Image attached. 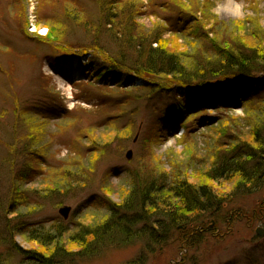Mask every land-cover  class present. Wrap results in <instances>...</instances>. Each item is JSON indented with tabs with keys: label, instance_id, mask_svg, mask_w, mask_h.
Here are the masks:
<instances>
[{
	"label": "rangeland",
	"instance_id": "374dc122",
	"mask_svg": "<svg viewBox=\"0 0 264 264\" xmlns=\"http://www.w3.org/2000/svg\"><path fill=\"white\" fill-rule=\"evenodd\" d=\"M167 1L175 2L180 10L195 6L205 29L197 35L191 32L190 37L181 34L183 15L174 14L172 4L167 9ZM126 2L131 5L129 12ZM30 3L31 22L22 12ZM107 13L117 20L121 14H137V24L159 35V48L174 53L185 66L204 55L202 50L211 53L212 42L225 50L240 42L244 49L264 54V0H0V264H32L27 252L53 254L55 264L58 255L64 256L61 264H128L133 260H141L140 264H264V175L254 173L257 185L246 183L248 189L241 185L233 191L238 176L222 162L231 154L232 145L226 141L238 138L247 142L254 158H241L245 171L261 165L264 173V103L260 104L264 84L259 83L264 73L247 77L258 82L248 90L250 96L257 95L241 108L211 109L204 101L217 98L221 102L234 92L225 91L226 87L201 90L195 98L202 103L198 106L202 113L181 121L187 129L162 122L173 110L171 91H161L153 106L149 101L153 98L144 89H133L135 84L126 89L106 88L105 95L92 88L95 94L86 103L81 99L83 90L90 88L87 84L63 86L80 72H68L61 57L52 59L43 52L64 42H98L93 35L99 23H106ZM32 24L36 29L30 33L28 25ZM108 25L101 28L105 37H100L113 41L106 34L110 33ZM39 33L43 39L37 38ZM204 33L209 45L202 41ZM258 66L256 72L264 70ZM104 72L118 75L113 70ZM64 107L67 111H62ZM214 116L233 123L228 130L236 137L231 133L230 138L224 137L218 125L203 130L202 125ZM249 130L256 131L257 141ZM92 144L97 150L87 153L86 146ZM177 178L217 192L221 200L209 203L194 221L177 225L150 248L144 238L120 247H105V232L95 238L93 231L103 226L109 212L119 210L132 186L146 188L152 182L149 188L156 189L154 203L159 206ZM131 201L134 206V198ZM147 203L145 219L157 210L154 203ZM140 223L133 219V228L140 230ZM50 228L58 239L44 244L32 239L34 230ZM256 228L263 233H256Z\"/></svg>",
	"mask_w": 264,
	"mask_h": 264
},
{
	"label": "trees",
	"instance_id": "16d2710c",
	"mask_svg": "<svg viewBox=\"0 0 264 264\" xmlns=\"http://www.w3.org/2000/svg\"><path fill=\"white\" fill-rule=\"evenodd\" d=\"M194 7L195 6L186 7L188 10L181 8V11L187 13L192 18L193 25L190 26V30L197 35L201 31V23H199V17L196 15ZM121 15L122 18L117 20L115 16H111V13L106 14L107 21L105 24H109L107 28L110 31V33L106 34L112 36L113 41H111V37H109V39L106 37L105 40L101 39L100 34H104L101 28L105 25H103L104 21H102L98 24L97 34L93 35L99 43L93 41L91 43H78V46H76L77 48H83L84 51L91 50L93 52L91 61L93 62L92 66L94 68L95 78H113L118 82L116 85L118 89H126L132 86L134 78L142 79V85L132 88L136 90L144 89L145 94L149 95V99L153 98L149 100L150 102L153 101L158 94L160 96L161 91H171L172 95H175L177 92H182V95L177 94L179 96L173 98V110L170 111L169 118L165 119V121L169 122L177 120L182 121L185 119L188 112H191L200 105L195 98L199 93L195 92L202 89L211 92V89L221 87H226L227 89L225 91H227L231 89V84H233L234 80L235 95L231 101L229 97L222 98V104H232L234 98L236 104L238 103L242 106L251 101L250 98L246 97L250 93L248 91L249 87H254L258 82L254 84V82L247 77L253 72L257 73L256 67H258V65L264 66V54L256 51L254 48L244 49V46L242 47V45L239 44L240 42L229 44L228 48L230 50L226 49L227 51L219 48L217 43L212 42L210 44L212 46L211 53L202 50L204 55H199L197 58L195 57V62L193 64L191 59V63H187V66H185L174 53H169L159 48L160 37L155 31L153 32L155 29H152V33H147L148 28L137 24L135 15ZM206 24L207 23H205V25ZM203 37L202 41H206L208 36L204 33ZM220 43L225 44L224 41H220L219 44ZM206 44L209 45L207 41ZM212 57H214L215 60H211ZM125 61H129V64H126ZM101 63H103V65H101ZM104 70H113L117 72L118 75L113 72L108 74L104 72ZM96 72H100L101 74ZM262 72L264 73V70L260 73ZM259 80V83L264 84V74ZM217 81H219V83H217ZM248 81L250 83L249 86L247 85ZM90 86L94 85L90 84ZM96 88H98L102 94H108V91L105 90L106 88L109 89L108 86ZM193 89L195 92H191ZM193 93L195 96L192 97L191 94ZM214 102L215 106H218L220 103L217 99ZM262 103H264V100L260 102V104ZM222 123L223 126H221ZM109 125V122L105 124V126ZM230 125L233 126V123L231 124L228 120H226V123L222 121L218 124V129H220L223 136L231 133L236 137V134L232 130H228V126L230 127ZM249 131V135H251L252 139L257 141L253 135L257 129L256 131ZM86 137V140L90 141L88 134ZM237 140L238 141L235 140L234 142L231 141L230 145H232V147L230 149H228L229 146L226 147L228 153L230 152L231 154L227 156L226 160L222 161L225 166H232L230 169L231 172L233 171L238 176V182L233 191L241 185L245 186L246 183L253 186H255V184L257 185L259 180L254 178V173H257L259 177L264 175V173L261 172V165H257L256 169L252 172L247 173L245 171L242 166V164L245 165V163L241 162V158L254 160V158H252L253 154L251 150L247 148L248 145L246 141H241L238 138ZM251 143L253 142L251 141ZM93 144H96V142L93 141ZM93 144L86 146L87 153H92L97 150ZM230 157H232V161ZM229 162L231 164H229ZM149 187H153V183L150 181L149 186L146 188L132 186L129 196L122 203L121 207H119V210L117 212H109V217L103 221V226H99L93 231L95 238L105 232L104 239L108 238L106 243H104L105 247H107V245L120 247L125 245L124 242L129 243L134 239L139 240L140 238H144L145 240L143 243L150 248L152 244H157L165 240L169 236L170 231L174 229V227L176 228L177 225L183 226L189 221H194L197 218L196 215L200 214L209 203L215 200H221L215 196L214 193L217 192L211 193L209 192L210 190H206L200 185L194 187L193 184H190L187 180L177 178L167 190V199H162L163 201L160 204L161 209L159 210L160 205L156 206L154 203L157 199L154 197L156 189H153L154 192L152 193L153 190ZM245 187L247 188V186ZM158 190L162 191V189H157V191ZM157 194L160 193L157 192ZM133 198V204L135 203L134 206L131 205V200ZM146 198L147 201L145 200ZM146 202H148L147 204L149 205L154 203L153 206L157 208L156 212L148 216L149 218L147 217L149 223H147L148 220L145 219L147 211L144 209V206ZM129 208L132 209L130 210ZM133 219H135L136 223L142 222L139 224L140 230L133 228ZM51 232H53V228L47 231L34 230L32 239L42 244H44V241H48L53 237L58 239L59 235L55 236V234H51ZM57 245L58 247L60 246V240L57 242ZM57 245L54 247L57 248ZM92 245L94 248L98 247V243L95 241L92 242ZM14 253L17 254L16 250ZM27 253L32 260V264H55L56 260L53 254L47 253L46 255H39L35 252ZM55 253H58V250H56ZM94 253L95 252L92 254ZM58 256L56 257L57 264H61L64 256ZM140 262L141 260H133L128 264H140Z\"/></svg>",
	"mask_w": 264,
	"mask_h": 264
},
{
	"label": "bare ground",
	"instance_id": "6f19581e",
	"mask_svg": "<svg viewBox=\"0 0 264 264\" xmlns=\"http://www.w3.org/2000/svg\"><path fill=\"white\" fill-rule=\"evenodd\" d=\"M23 6V5H22ZM125 6H126V8H127V12H129L130 11V7H131V5H130V2H126L125 3ZM33 7V5L32 4H29V9H31ZM134 9H135V6L133 7ZM22 12H23V15L24 16H27L28 15V10H26L24 7L22 8ZM234 12L235 11H237V9L235 10H233ZM32 14V13H31ZM183 16V21H184V25L183 26H181V28H180V32H181V34H183V35H189L188 37H190L191 36V30H190V26H192L193 25V22L192 21H190L189 22V20H188V16H187V13H185V12H183V14H182ZM136 17H137V14H136ZM136 21V20H135ZM142 26V25H141ZM28 27H29V29L30 30H28L30 33L32 32L33 33V30L34 29H36V27H35V25L34 24H32V27L30 26V25H28ZM145 27V26H144ZM200 27H201V29H205V26L204 25H200ZM44 28V29H43ZM146 28V27H145ZM41 30L43 31V33L44 32H46L45 31V27H42L41 28ZM43 33H39L38 35H37V38L38 39H43ZM207 33V32H206ZM205 33V34H206ZM46 36V35H45ZM100 36H102V37H105L104 35H102V34H100ZM35 40V39H34ZM75 46H78V44L77 43H74V44H67L66 42H64L63 43V45L62 44H60V45H57V44H55V47H54V49L53 50H51L50 52H43V54H46L47 56L46 57H50V58H52L53 59V56H59V57H61V59H62V62H61V64H65V65H67V67H69V69H70V71H72V73L73 72H76V71H78L79 69H80V67H83V66H86L87 65V61H89V59L87 58V57H84V54H85V51H84V49L83 48H77L75 51H74V49H75ZM223 50H225L224 49V46L223 47H221ZM53 53V54H52ZM53 55V56H52ZM99 62H101L100 60H98ZM101 65H103V63H101ZM259 67V66H258ZM261 67V66H260ZM261 72V71H260ZM260 72H257V73H260ZM63 86H65V87H70V88H75V86H76V82H75V79H70L69 81H68V84H63ZM264 89V88H263ZM231 99L232 98H230V101H231ZM218 123V122H217ZM226 137H229L230 136V134L228 133V134H226L225 135ZM224 136V137H225ZM230 138V137H229ZM28 140V138L25 140L24 139V141L26 142ZM226 143H231V141L230 140H227L226 141ZM257 229H261V228H256V230Z\"/></svg>",
	"mask_w": 264,
	"mask_h": 264
},
{
	"label": "water",
	"instance_id": "95a60500",
	"mask_svg": "<svg viewBox=\"0 0 264 264\" xmlns=\"http://www.w3.org/2000/svg\"><path fill=\"white\" fill-rule=\"evenodd\" d=\"M129 157H130V155H127V158H129ZM256 232H257L258 234H262V233H263V230H262V229H257Z\"/></svg>",
	"mask_w": 264,
	"mask_h": 264
}]
</instances>
